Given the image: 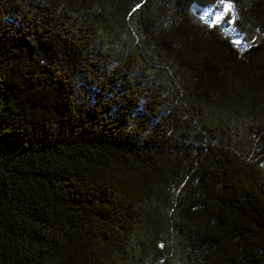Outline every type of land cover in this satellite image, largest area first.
I'll return each instance as SVG.
<instances>
[{"label": "trees", "instance_id": "1", "mask_svg": "<svg viewBox=\"0 0 264 264\" xmlns=\"http://www.w3.org/2000/svg\"><path fill=\"white\" fill-rule=\"evenodd\" d=\"M0 264H264V0H0Z\"/></svg>", "mask_w": 264, "mask_h": 264}, {"label": "rangeland", "instance_id": "2", "mask_svg": "<svg viewBox=\"0 0 264 264\" xmlns=\"http://www.w3.org/2000/svg\"><path fill=\"white\" fill-rule=\"evenodd\" d=\"M198 17L207 26L215 25L219 27L222 34L228 37L238 50H242L244 45L237 35L229 28L230 22L234 18L233 10L227 3H219L216 7H210L197 11Z\"/></svg>", "mask_w": 264, "mask_h": 264}]
</instances>
